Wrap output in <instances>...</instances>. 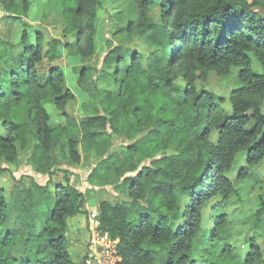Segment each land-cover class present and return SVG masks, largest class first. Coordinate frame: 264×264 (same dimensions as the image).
Listing matches in <instances>:
<instances>
[{"label":"trees","instance_id":"1","mask_svg":"<svg viewBox=\"0 0 264 264\" xmlns=\"http://www.w3.org/2000/svg\"><path fill=\"white\" fill-rule=\"evenodd\" d=\"M48 2L60 5L64 35L75 36V45L57 37L45 44L40 31L31 40L32 2L0 0L6 11L1 21L14 26L11 34H0V160L17 166L26 154L33 170L48 176L45 184L21 183L10 197L0 187V264H77L67 233L69 219L85 212V195L67 176L64 183H54L53 176L63 163H80L83 154L96 159L92 185L113 186L129 199L103 200L98 207L102 232L118 241V264H264L257 236L247 238L245 255L235 252L229 239L235 215L220 212L227 202L244 204L257 182L255 167L264 162L260 0H127L116 17L134 20L112 34L114 45L97 69L104 87L85 83L92 67L81 70L89 98L80 119L66 110L75 96L57 61L61 47L76 46L85 60L94 56L102 1ZM158 6L161 23L152 16ZM134 32L154 46L147 55L121 42L120 34ZM234 68L241 83L227 112L217 95L197 87L196 71L225 77ZM48 105L58 111V123ZM242 163L247 166L238 170ZM179 197L188 200L184 223L176 227ZM212 198L223 201L207 228L204 206ZM255 198L248 217L258 232L264 228V193ZM80 264H89L88 257Z\"/></svg>","mask_w":264,"mask_h":264},{"label":"rangeland","instance_id":"2","mask_svg":"<svg viewBox=\"0 0 264 264\" xmlns=\"http://www.w3.org/2000/svg\"><path fill=\"white\" fill-rule=\"evenodd\" d=\"M29 1L33 4V8L28 12V21L33 25L30 33L31 40H35V31H40L43 33L45 44L50 39L57 37L64 43L75 45V36L64 35L63 30L66 27V20L60 15V5H57L55 2L52 4L48 2V0ZM101 1L102 4L99 7L98 18L95 24L94 56L85 60L77 54L76 46L73 47L72 51H69L66 47H61L60 53L62 57L57 61V64L64 67L67 86L75 96V98L67 104L66 110L76 119H80L81 104L89 98V94L80 84L82 68L86 66L92 67L85 80L87 85L91 82H96L98 88L104 87L102 73L98 72L97 69L103 68L104 57L109 48L114 45L112 41H110L111 39L114 40L112 34L114 31H117L119 27H124L131 20H134L126 14L124 15V18H121L120 20L116 17L119 11L123 9V6L128 4L127 0ZM260 2L262 3L261 9H264V0H260ZM45 7H47L46 14H44ZM4 14H6V11L0 3V34L4 35L6 33L8 35L13 32L12 28L14 26H12L13 24L11 25L10 22L5 25L1 21ZM45 15H47V17H44ZM111 16L115 17L112 19ZM152 16L155 22L161 23V7H155L152 10ZM17 33L18 34L15 37L16 41L19 39L20 31H17ZM119 37L123 39L121 42H123L124 46L146 55L154 48V46L149 43L145 36L140 32L125 34L124 36L120 34ZM12 38H14V33ZM114 43L119 44V41H115ZM196 76V84L199 89L213 92L220 98V105L225 111L228 112L232 110V104L230 102L231 93L241 83L239 79V68L232 69L231 73L225 77L219 76L216 72L211 70H198L196 71ZM177 82L181 83V80L178 79ZM48 109L53 113L54 121L58 123L60 120L58 111H55L51 105H48ZM217 138L218 133L217 131H214L211 140L216 141ZM121 139L125 141L124 138ZM27 157L26 154L21 155V162L17 166H10L4 158L0 160V187L3 189L5 196L10 197V194L14 191L15 187L19 186L21 183L29 185L31 179H35L41 184L47 183L48 176L37 174L32 166L27 163ZM95 162L96 159L93 155L83 154L80 163H63L59 166L60 170H58L53 176L54 183H64L66 180L65 177L67 176L70 180V185L78 188L85 195V212L82 215L69 219V230L67 233L69 240L68 251L72 255L74 262L77 264H80L86 256L88 257V263L93 264L90 259L88 248L90 241L89 231L91 226V214L95 211L99 212L98 207L103 200H108L112 204L129 200L124 193L118 191L113 186L98 187L89 182V173L95 166ZM239 165L238 170L241 167L247 166L243 163ZM236 172L237 169L232 176L234 182V179L237 176ZM255 175L257 176V182H255V187L250 193L251 196L245 198L244 204L241 202H235L233 204L227 202L222 205L223 200L221 198H212L204 206L203 225L207 228H211L213 225V219L211 217L213 216L212 211L218 204L222 205L220 212L232 213L235 215L234 221L229 224V227L231 228L229 239L230 243L236 248L235 252L240 255H245L250 248L247 238H254L256 236L264 252V228L261 227L258 232L253 230L250 218L248 217L256 208L255 197L260 193H264V162L255 167ZM253 182V180H249V184H252ZM187 200L188 199L179 197L181 211L174 214L173 217V222L176 227L184 223L183 209L187 204ZM241 211H246V215Z\"/></svg>","mask_w":264,"mask_h":264},{"label":"built area","instance_id":"3","mask_svg":"<svg viewBox=\"0 0 264 264\" xmlns=\"http://www.w3.org/2000/svg\"><path fill=\"white\" fill-rule=\"evenodd\" d=\"M90 241L89 252L93 264H118L120 257L118 255L117 240H112L108 233L101 230L100 213L95 211L90 218Z\"/></svg>","mask_w":264,"mask_h":264}]
</instances>
